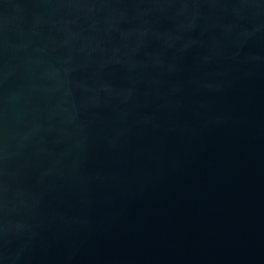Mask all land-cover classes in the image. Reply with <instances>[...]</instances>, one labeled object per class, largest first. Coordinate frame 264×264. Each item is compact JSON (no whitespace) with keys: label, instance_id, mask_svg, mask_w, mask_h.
<instances>
[{"label":"water","instance_id":"1","mask_svg":"<svg viewBox=\"0 0 264 264\" xmlns=\"http://www.w3.org/2000/svg\"><path fill=\"white\" fill-rule=\"evenodd\" d=\"M0 264H264V0H0Z\"/></svg>","mask_w":264,"mask_h":264}]
</instances>
